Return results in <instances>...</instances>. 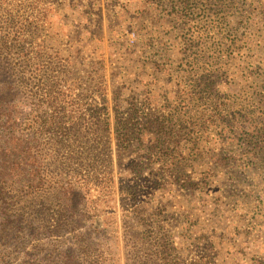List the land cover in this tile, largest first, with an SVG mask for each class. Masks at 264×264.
Wrapping results in <instances>:
<instances>
[{"label":"rangeland","instance_id":"rangeland-1","mask_svg":"<svg viewBox=\"0 0 264 264\" xmlns=\"http://www.w3.org/2000/svg\"><path fill=\"white\" fill-rule=\"evenodd\" d=\"M6 1L33 21L29 68L15 50L0 58L22 128L39 117L50 129L36 144L50 186L22 215L42 206L35 220L54 234L4 235V263L29 252L61 264L68 249L162 264L154 247L167 241L165 264H264V0ZM52 86L57 99L39 105ZM130 113L128 140L118 118ZM60 179L80 196L62 218Z\"/></svg>","mask_w":264,"mask_h":264},{"label":"trees","instance_id":"trees-1","mask_svg":"<svg viewBox=\"0 0 264 264\" xmlns=\"http://www.w3.org/2000/svg\"><path fill=\"white\" fill-rule=\"evenodd\" d=\"M6 2V0H0V58H2V55L9 56L13 53L12 50H15L19 55H22L24 60L23 70H26L30 66L31 55L25 51L23 36L27 30L33 28V21L28 20L29 18L25 19V25H22L23 21L20 22L19 17L8 12ZM37 3H39L38 0H33L28 6L36 8ZM8 71L7 65L3 62V59H0V264H5L4 262L9 256L6 252H3L8 244L4 235H15L23 230L25 225L28 227V235H42L43 232L48 235L54 234L53 229L47 228L44 230L40 228L35 220V218L41 216L40 208L42 206L39 208L36 206L35 217L27 222H24L25 218L22 215V211L25 208L34 207L40 197L41 201L46 198V195H41L43 189H45V183H48L46 169L49 165H44L42 151L36 144L38 143V135L47 132L49 127L40 123L39 117H36L38 122L33 132L22 128L24 118L19 112L20 101H17V93L8 82ZM55 90L56 87L52 86L48 94H44L39 105L45 103L49 105L56 100L57 92ZM118 120L122 121L121 129L124 130L126 139L133 138L135 127L132 126L134 120L132 113L123 119L118 118ZM117 130L120 129L117 127ZM60 180V185L54 184L50 187L52 195L63 203V207L60 206L61 209L58 211V218L71 215L69 213L76 210V204H72V201H77L80 198L73 183L63 181V179ZM85 182L87 184L84 186H87L89 182ZM48 184L50 186V183ZM16 204L20 205L21 215L12 213V209ZM58 218H56V226L59 225L60 220ZM73 238L76 250L78 246H84L82 243L83 238H80L79 235H74ZM154 248L155 258L160 259L162 264H165L167 256L174 250L171 243H167V241L157 243ZM93 249L96 250L95 247ZM54 258L55 254H47V260L38 261L35 253L27 252L20 264H49L48 261L51 264H56ZM104 261L103 253L98 252L94 259H81L78 253L67 249L60 254L59 262L61 264H113L112 261L107 263H104ZM193 264L202 263L195 261Z\"/></svg>","mask_w":264,"mask_h":264}]
</instances>
